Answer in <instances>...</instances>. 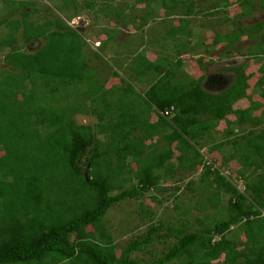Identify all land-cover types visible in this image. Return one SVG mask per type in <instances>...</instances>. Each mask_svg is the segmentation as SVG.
<instances>
[{
  "label": "trees",
  "instance_id": "16d2710c",
  "mask_svg": "<svg viewBox=\"0 0 264 264\" xmlns=\"http://www.w3.org/2000/svg\"><path fill=\"white\" fill-rule=\"evenodd\" d=\"M55 1L42 10L37 0H0V264H264V128H232L263 124L247 90L256 68L253 93L264 99V0ZM84 15L86 26L74 24ZM210 19L229 30H211ZM150 43L160 51L153 60ZM238 44L245 60L223 69L232 82L206 90L210 64ZM245 98L252 107L235 108ZM87 115L97 127L77 120ZM221 123V141L209 143ZM232 161L235 181L221 171ZM198 166L212 188L205 217L156 220L142 198L166 174ZM194 182L184 186L195 193ZM173 187L176 198L182 186ZM135 198L149 224L122 246L106 215ZM170 198L152 196L160 207ZM158 243L168 246L158 253Z\"/></svg>",
  "mask_w": 264,
  "mask_h": 264
},
{
  "label": "rangeland",
  "instance_id": "374dc122",
  "mask_svg": "<svg viewBox=\"0 0 264 264\" xmlns=\"http://www.w3.org/2000/svg\"><path fill=\"white\" fill-rule=\"evenodd\" d=\"M39 1V5L41 6L40 8L42 10L43 6L45 4H55L56 1L55 0H51L49 2H47V0H37ZM46 2V3H45ZM45 3V4H44ZM44 4V5H43ZM259 16L261 18H264V13L262 14V12H259ZM254 19V17H253ZM251 19V20H253ZM104 20V19H102ZM213 20L214 19H210ZM91 21L90 18L86 19L85 22L81 25L82 27L87 25V22ZM104 21L107 22H111L110 19H105ZM250 21V20H249ZM74 24L79 25L80 24V18L76 19ZM213 26L212 28H210L211 30H218L219 32H227L229 30V27L227 24L223 23H217L216 21L213 22ZM194 30H197L196 28H194ZM121 36V35H120ZM137 43H134L135 45H133L132 48H134L133 50L137 49L140 51L141 50V44L138 43L137 41H135ZM145 42V41H144ZM124 46H127L129 44H133V41H129L127 40L122 42ZM38 45H34L32 48L37 47ZM157 45H154L152 43H150V50L147 52L148 58L149 59H155L157 58V55H159L160 51L159 48L157 51H153V47L155 48ZM96 47V45L94 46V48ZM126 47L124 54H128V48ZM244 46L243 44H238L235 45L233 47V51H234V55L231 56L230 58H222L219 60H215L213 63L210 64V66L208 67V71L207 73V78L206 81L204 83V88L208 91L217 93L220 90L226 88L233 80L234 74L231 72H223V69L229 68L231 66H235V65H240L241 63H243V61L245 60V58L241 55V51H244ZM115 50V49H114ZM221 52V50L219 51H214V53H210L213 54L214 56L218 53ZM4 53H0V59L3 58ZM105 57H107L108 59H105L106 61H109L111 59V57H109L107 55V52L104 54ZM130 56H126L127 59H132L133 55H131L129 53ZM112 60V59H111ZM110 60V61H111ZM1 62V61H0ZM100 61H98L99 63ZM2 64H0L1 67ZM185 63H184V68H185ZM207 70V69H206ZM251 72H254V77L250 80V86L247 90V94H251V100L253 102H255L256 104H259V107L257 110H255L253 112L254 116H261L263 111H264V99L261 98L258 94L253 93L254 91V87L258 81V79L261 77V73H259L258 71H256V68H251L250 70ZM128 76V75H125ZM131 80L133 81L134 85H136L137 88H140L139 90L143 91L146 87L147 84H142L139 85L138 83H136L134 81V79L131 78ZM119 83V81L117 79H111L110 82L107 84V86L110 85H115ZM138 90V91H139ZM142 93V92H140ZM250 99H243L240 100L236 105L235 108H251L252 107V103H251ZM150 117V120H156L157 119V115L153 112H151V114L148 115ZM229 119L231 120H235V116H231L229 117ZM77 120L80 123H87L90 124L92 127H97V117L96 116H78ZM234 124L232 125V128H234L235 130V134L238 136H242L244 131H251L253 130L254 133H259L260 129L263 127L264 128V120H263V124L262 125H255L252 122H247V123H243V124H239L236 121L233 122ZM226 128V124L225 123H221L219 128L217 129H212V131L210 132V134H208V136H210V140L209 143L211 142H219L221 141V136L224 135L223 134V130ZM155 140H153L152 142H154ZM150 142V141H149ZM147 142V143H149ZM208 144V143H207ZM210 145H204L202 146V151L208 156V160L209 162L211 158L215 157L213 159L215 164H220L221 161V153L219 151H215L214 154L210 153L209 155L206 153V151L209 149ZM230 150V149H229ZM228 150V152H229ZM176 154H178L177 152H175V156ZM175 161V157L173 158V162ZM134 165V164H133ZM216 166V165H215ZM235 166V167H233ZM236 166H238L236 161H232L231 165L226 168V169H221V171L226 174L227 176L232 177L233 181H235V178L238 176L236 173ZM207 175L206 170L204 168H202V166H198L196 170H194L193 172H187L184 170H180L178 172H176L175 177L172 179L171 175L166 174V179L165 181L161 182V190L153 192V193H149L148 195H146L144 198H142L143 202V206H146L150 209H153L156 212V220H158V218H164L167 220H170L171 218L177 219L178 217L183 216L184 211L188 212L193 219L197 218V217H205V213L209 211L210 209V205L209 202H205L202 198V196L206 195L211 196V192H212V188L208 187L207 185H205V183L203 181H201L202 177H204V175ZM181 178L185 179V181H182L184 183H182L180 180ZM191 180L195 181L193 184V187L196 189V192H192L189 188L185 187L184 185H186V182H190ZM238 183L239 187H242L241 185V181L239 182H235ZM174 185H179L182 186L181 189L178 191L177 193V197H172V194H168L170 193L173 189H174ZM164 188H167V190H165L164 192L162 191ZM152 196H155L157 199L159 198L160 200H164V197H171L170 199H168L166 202L163 203V205L160 207L158 205V203L152 199ZM223 197V202H226V200L228 199V196L226 195H222ZM206 200V199H205ZM198 203L203 204L202 206L204 207L203 211H199L197 207ZM141 200L140 199H127L121 203L116 204L115 206H113L106 215V223H107V227L109 229V231L113 234L114 238L116 239V242H118L120 245L124 246L127 244V242L132 239L133 237L138 236L140 233H142V231L144 229H146L147 225L149 224V220L146 219L147 216H145V218L143 216H141L140 211L141 209ZM175 205H179V212H174L173 210L171 211V209H173V207ZM169 206V207H168ZM169 208L170 210L166 209ZM165 209L170 212L165 214ZM183 211V212H182ZM193 219L191 221H193ZM194 219V221H196ZM167 244H161L158 243L157 244V251L158 253H161V250L167 248ZM149 258V256H148Z\"/></svg>",
  "mask_w": 264,
  "mask_h": 264
},
{
  "label": "clouds",
  "instance_id": "9594fccd",
  "mask_svg": "<svg viewBox=\"0 0 264 264\" xmlns=\"http://www.w3.org/2000/svg\"><path fill=\"white\" fill-rule=\"evenodd\" d=\"M82 20H84V22H85L86 19H83V16H82V17L80 18V24H79V25H82V24H81ZM74 22H75V21H74ZM99 43H100V42H99ZM99 43L95 44L96 47H98ZM96 47H95V48H96ZM93 48H94V46H93ZM153 51H155V50H153ZM146 55H147V53H146ZM147 56H148V55H147ZM148 59H149V58H148ZM128 76H130V75H128ZM133 77H134V75H132V77H130V79H128V82H131V83L134 85L133 81L131 80V78L133 79ZM134 87H135L137 90L140 89V88H137L136 85H134ZM139 91H141V90H139Z\"/></svg>",
  "mask_w": 264,
  "mask_h": 264
},
{
  "label": "crops",
  "instance_id": "0c3cea01",
  "mask_svg": "<svg viewBox=\"0 0 264 264\" xmlns=\"http://www.w3.org/2000/svg\"><path fill=\"white\" fill-rule=\"evenodd\" d=\"M133 79H134V81H135L136 83H138L139 85L147 84L146 81H140V80H137V78H136L135 76L133 77ZM117 85H120V84L118 83ZM140 88H142V87H140Z\"/></svg>",
  "mask_w": 264,
  "mask_h": 264
},
{
  "label": "water",
  "instance_id": "95a60500",
  "mask_svg": "<svg viewBox=\"0 0 264 264\" xmlns=\"http://www.w3.org/2000/svg\"><path fill=\"white\" fill-rule=\"evenodd\" d=\"M83 19H88V17L86 15L83 16ZM84 23V20H82L81 24Z\"/></svg>",
  "mask_w": 264,
  "mask_h": 264
}]
</instances>
